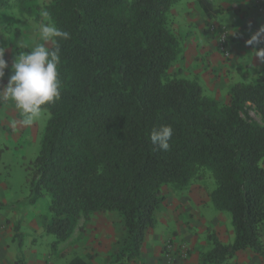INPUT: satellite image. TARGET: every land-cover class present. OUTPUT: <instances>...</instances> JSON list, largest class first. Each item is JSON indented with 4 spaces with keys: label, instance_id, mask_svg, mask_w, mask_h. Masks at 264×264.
<instances>
[{
    "label": "trees",
    "instance_id": "trees-1",
    "mask_svg": "<svg viewBox=\"0 0 264 264\" xmlns=\"http://www.w3.org/2000/svg\"><path fill=\"white\" fill-rule=\"evenodd\" d=\"M176 1L37 5L70 33L59 41L61 96L42 106L50 117L25 176L29 204L50 196L44 229L54 236L53 250L81 217L114 211L127 235L108 261L128 264L140 255L146 231L156 223L155 210L166 198L162 186L183 188L207 167L215 180L212 204L230 212L234 237L230 243L213 237L200 260L222 264L248 249L264 261V72L252 83L231 85L221 106L197 81L168 75L181 53L168 22ZM198 3L210 18L225 11L209 0ZM253 46L264 49V42ZM161 125L173 129L167 151L150 140ZM13 237L19 244L17 228ZM69 264L89 262L74 256Z\"/></svg>",
    "mask_w": 264,
    "mask_h": 264
},
{
    "label": "rangeland",
    "instance_id": "rangeland-1",
    "mask_svg": "<svg viewBox=\"0 0 264 264\" xmlns=\"http://www.w3.org/2000/svg\"><path fill=\"white\" fill-rule=\"evenodd\" d=\"M49 1L0 0V28L5 26L19 29L23 34L33 23L38 25L41 21L50 22L48 17H42V11L37 7L44 6ZM249 3L248 8L253 12L252 21L258 22L264 18V0H249ZM38 12L41 13L37 15ZM249 19L247 12L244 17L239 13H230L220 22L218 18L207 19L203 23L205 38L204 33L199 30H190L188 33L179 31L180 26L172 25L173 18L168 13L169 26L180 42L181 53L167 74L197 81L204 95L214 99L220 106L225 105L231 85L237 82L252 83L264 72L263 63L254 56L255 51L246 47V39L230 34V29L240 27V22ZM203 42L206 45L204 50L194 52L192 48ZM232 47L244 54H237ZM250 114L254 119L260 120L255 110L250 109ZM214 186L215 180L207 167H202L198 176L192 178L183 188L162 186L166 198L155 210L156 223L152 229L146 231L142 250L146 244L156 245L161 242L166 255L173 256L178 252L188 259L199 254L201 256L211 249L213 237L223 243H230L234 237L231 214L228 211H219L213 206L210 192ZM49 200L50 196L44 195L31 207L30 214L34 213L33 217L25 215L20 219L19 244L23 245L26 257L34 254L42 257L46 255L50 257L51 264H67L72 257L80 256L90 264H117L109 262L108 258L113 257L121 248L127 235L119 213L96 212L89 220L81 217L70 237L53 250L54 236L44 229L49 217ZM9 243L13 247L19 245L16 239ZM31 245H34L35 252L30 250ZM253 255L247 250L241 251L233 260L228 259L225 263H233L238 258L252 263ZM199 262L203 264L200 257Z\"/></svg>",
    "mask_w": 264,
    "mask_h": 264
},
{
    "label": "crops",
    "instance_id": "crops-1",
    "mask_svg": "<svg viewBox=\"0 0 264 264\" xmlns=\"http://www.w3.org/2000/svg\"><path fill=\"white\" fill-rule=\"evenodd\" d=\"M209 1L215 7L225 8V11L216 17L210 18L204 13L198 0H177L169 10L173 18L172 25L174 27L180 26L178 30L183 31V33H188L190 30L194 32L195 30H199L204 33L203 36L206 38L203 23L207 19L218 18L220 22L223 21L225 15H230V13H239L244 17L247 12L250 18L249 21L244 20L239 23L240 27L230 29V34H237L236 36L246 40L264 26V18L259 19L258 22L252 21L253 12L248 8L250 4L249 0ZM26 20L30 19L26 18ZM35 26L36 24L33 23L32 27L26 29V32H23V34L17 27L15 28L18 30L5 26L0 28V47L5 49L4 59L8 64V68L4 70V77L0 78V87H3L7 83L8 77L11 75V65L14 59L18 58L21 54H27L35 46V43H43V41L37 39ZM259 41L264 42V33L261 34ZM205 46V42H203L200 46L192 49L194 52L195 50L202 52ZM246 47L255 51L253 45L247 44ZM232 49H235L233 51H237V54L243 53L239 49L237 50L233 47ZM254 56L259 59L256 53ZM49 117V112L43 109V114L39 119L35 120L31 125H25L23 123V114L15 107L13 102H0V264H51L52 262L50 261V257L46 255L42 257L39 254H34L26 257L22 244L13 247L9 243V241L14 240L13 236L16 228L20 233V219L25 215L30 217L34 215V213L32 215L30 214L32 211L31 207L35 206L37 202L29 204L26 200L28 195V187L25 181L26 166L35 158L40 150L42 136ZM261 163L264 166V158ZM32 222L35 223L36 221L32 220ZM34 228L36 229V227ZM261 239L264 244V223L261 228ZM33 247L34 245H31L30 250L35 252ZM144 247V250L141 248L140 255L135 260L128 262V264L200 263V254L199 256H193L188 259L183 258V255L178 252L173 256L166 255L163 252L161 242L159 244L156 243V245L151 244L147 246L146 244ZM246 250L253 253L248 249ZM253 254V259L257 260H253L252 263L246 259L238 258L233 263L230 261L229 264H264V261L259 255ZM236 255L229 259L233 260ZM250 256L251 254L249 253ZM250 258L252 260V257ZM70 260L67 264H69ZM222 264L227 263L224 262Z\"/></svg>",
    "mask_w": 264,
    "mask_h": 264
},
{
    "label": "clouds",
    "instance_id": "clouds-1",
    "mask_svg": "<svg viewBox=\"0 0 264 264\" xmlns=\"http://www.w3.org/2000/svg\"><path fill=\"white\" fill-rule=\"evenodd\" d=\"M42 17H48L45 10ZM37 39L43 43L35 46L27 54H21L14 59L11 65V75L7 83L0 87V102L11 101L24 116L23 123L31 125L43 114L42 106L52 104L61 96V81L59 79L58 65L60 63L59 41L67 40L70 33L64 31L52 22L41 21L35 26ZM264 26L254 33L246 44L259 43ZM258 56L264 58V49H255ZM3 47H0V78L4 77V70L8 68L4 59ZM173 129L170 125H161L150 133V140L160 150L169 149Z\"/></svg>",
    "mask_w": 264,
    "mask_h": 264
}]
</instances>
